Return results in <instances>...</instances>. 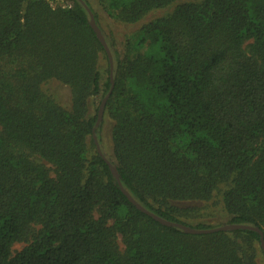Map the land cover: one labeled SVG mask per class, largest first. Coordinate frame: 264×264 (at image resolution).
<instances>
[{"label":"trees","instance_id":"16d2710c","mask_svg":"<svg viewBox=\"0 0 264 264\" xmlns=\"http://www.w3.org/2000/svg\"><path fill=\"white\" fill-rule=\"evenodd\" d=\"M55 1L0 0V264H264L254 231L139 211L93 139L113 79L96 137L124 190L264 233V0Z\"/></svg>","mask_w":264,"mask_h":264},{"label":"water","instance_id":"95a60500","mask_svg":"<svg viewBox=\"0 0 264 264\" xmlns=\"http://www.w3.org/2000/svg\"><path fill=\"white\" fill-rule=\"evenodd\" d=\"M81 1V0H80ZM82 2V1H81ZM89 15H90V25L92 27V29L94 30L95 34L97 35L101 45L104 47L108 58H109V62H110V70H111V78H112V73H113V61H112V57H111V53L108 49L107 43L105 41V38L101 32V30L99 29V27L96 24L95 18L92 15V13L90 12V10L88 9V7L85 5ZM114 88V81L112 79V87L110 92L108 93V95L102 100L101 105L99 107V112H98V120L95 126V129L93 130V139L97 148L98 153L101 155V157L103 158V160L108 164L110 171L113 175V177L115 178V180L117 181V183L120 186L121 191L123 192L124 195H126V197L128 198V200L142 213L148 215L149 217H151L154 221H156L157 223H159L160 225L164 226V227H168V228H176L179 229L181 231H183L185 234L187 235H209V234H214V233H218V232H233V231H239V230H249V231H254L256 233H258L260 235V243H261V248L263 250L264 253V233L259 229V228H255V227H251V226H244V225H223L214 229H209V230H198L192 227H188L186 225L180 224V223H174V222H170L167 221L157 215H154L151 212H148L146 209H144L140 204H138L131 196L130 194L124 190V188L121 185V181H120V176L117 172V169L114 165L111 164V162L103 155L100 145L97 141V137H96V130L98 129V127L100 126L103 117H104V112H105V107H106V103L109 99V96L112 93V90Z\"/></svg>","mask_w":264,"mask_h":264},{"label":"rangeland","instance_id":"374dc122","mask_svg":"<svg viewBox=\"0 0 264 264\" xmlns=\"http://www.w3.org/2000/svg\"><path fill=\"white\" fill-rule=\"evenodd\" d=\"M93 2V4H95V2L97 0H91ZM54 6L55 5H59L60 1L56 0L55 2L52 3ZM106 25V24H105ZM107 31L109 29V26L106 25ZM120 33L122 34V31H120ZM50 93L56 94L58 96V98L60 99V102L62 103L63 106H67L68 105V99H69V90H67V88L63 85H61L60 83H52L50 85ZM219 208V209H218ZM208 207L206 209V211L203 212V217L200 218L201 220H194L191 221L193 222V224L199 223V222H205V221H210L212 222L213 225L216 224H220V225H225V214L221 211L220 207ZM23 247V245L19 244V245H15L14 250H20ZM120 247L123 249L122 244H120Z\"/></svg>","mask_w":264,"mask_h":264}]
</instances>
